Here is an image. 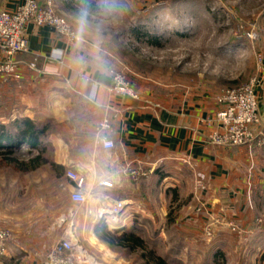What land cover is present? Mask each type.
<instances>
[{
	"label": "crops",
	"instance_id": "obj_1",
	"mask_svg": "<svg viewBox=\"0 0 264 264\" xmlns=\"http://www.w3.org/2000/svg\"><path fill=\"white\" fill-rule=\"evenodd\" d=\"M22 1L0 0V8L13 11ZM51 1L54 6L60 2ZM81 34L71 42L48 26L29 23L27 52L14 56L20 79L0 78V122L29 119L44 127L45 142L42 160L25 169L15 165L12 178H0V227L11 233L0 262L43 264L45 251L63 233V227L48 228L53 214L73 217L83 245L108 248L94 226L106 204L119 199L131 203L125 228L155 233L164 248L172 240L182 248V259L204 257L205 225L229 217L241 226L249 223L242 216L251 214L247 187L264 184L249 169L257 164L264 171L259 159H264V147L252 152L249 145L209 141L218 128L209 120L222 107L212 86L184 80L152 90L137 82V98L111 92L112 76L120 68L102 45ZM263 79L257 88L261 113ZM104 119L108 127L101 129ZM102 137L114 145L104 148L98 143ZM37 153L32 150L21 160L28 162ZM67 170L83 177L85 202L71 200L74 183ZM132 170L146 174L134 180ZM54 182L63 183L64 191L56 196ZM136 216L139 224L133 223Z\"/></svg>",
	"mask_w": 264,
	"mask_h": 264
},
{
	"label": "rangeland",
	"instance_id": "obj_2",
	"mask_svg": "<svg viewBox=\"0 0 264 264\" xmlns=\"http://www.w3.org/2000/svg\"><path fill=\"white\" fill-rule=\"evenodd\" d=\"M54 10L75 32L81 36L85 33L104 47L136 94L137 82L157 90L175 81L190 80L212 86L219 95L246 84L254 74L260 82L264 76V0H60ZM260 58L262 70L256 72ZM263 147L264 142L249 145L252 152ZM11 156L22 159L17 153ZM15 165L0 156V178H12ZM251 166L253 177L264 179V171L257 164ZM62 184L54 182V196L64 191ZM197 184L203 188L200 181ZM247 188L251 214L242 215L250 218L247 226L230 217L226 222L205 225L201 239L208 250L198 260L182 259L178 253L182 248L172 240L164 248L155 233L138 230V226L135 233L171 264H264V184L251 183ZM60 217L50 215L48 228L64 229ZM138 218L133 223L139 224ZM98 222L115 230L104 216ZM169 231L171 237L172 229ZM73 232L99 264H146L140 251L101 248L98 243L86 246L77 231Z\"/></svg>",
	"mask_w": 264,
	"mask_h": 264
},
{
	"label": "built area",
	"instance_id": "obj_3",
	"mask_svg": "<svg viewBox=\"0 0 264 264\" xmlns=\"http://www.w3.org/2000/svg\"><path fill=\"white\" fill-rule=\"evenodd\" d=\"M29 23L35 26H48L68 41L80 40V36L68 22L55 13L51 0H44L42 3L37 0H23L13 11L0 8V54L2 56L0 58V78L2 80L20 79L21 72L15 63L14 56L27 52L25 33ZM259 60L256 72L262 70L260 67L262 59ZM30 64L33 66L32 63ZM259 82V77L254 74L246 84L217 94L216 102L222 107L216 110L210 118L218 125V128L208 135L212 144L229 147L250 145L254 141L259 145L264 142V121L260 114L259 98L256 93ZM109 90L137 98L136 92L129 85L123 72L113 74ZM99 127L106 129L108 120L104 119L100 122ZM98 143L104 148H111L114 145L111 140L104 137L100 138ZM130 173L134 180L146 174L141 170H132ZM66 175L74 183V189L70 193L71 200L78 203L85 202L86 196L81 191L83 177L71 170H67ZM103 185L110 186V183L103 182ZM129 204L131 203L125 200H113L106 204V209L100 213L99 219L104 216L114 229L124 228L126 219L129 217L126 212ZM59 224L65 225L62 236L45 251L43 264H99L76 239L71 216H61ZM10 240V231L0 229V256L5 254L7 243ZM0 264L3 263L0 262Z\"/></svg>",
	"mask_w": 264,
	"mask_h": 264
},
{
	"label": "trees",
	"instance_id": "obj_4",
	"mask_svg": "<svg viewBox=\"0 0 264 264\" xmlns=\"http://www.w3.org/2000/svg\"><path fill=\"white\" fill-rule=\"evenodd\" d=\"M44 143V127L40 124L29 119H17L8 123L0 122V156L22 169L27 168L28 163L35 165L39 160H42L40 151L44 149ZM32 150H37L38 153L28 162L11 156L17 153L21 157L24 154H29ZM135 230L134 226L131 230L115 229L110 231L100 222L94 227L96 237L110 247H120L129 252L140 251L139 255L146 264H171L163 256L156 254L154 248L149 247L146 241L135 233Z\"/></svg>",
	"mask_w": 264,
	"mask_h": 264
},
{
	"label": "water",
	"instance_id": "obj_5",
	"mask_svg": "<svg viewBox=\"0 0 264 264\" xmlns=\"http://www.w3.org/2000/svg\"><path fill=\"white\" fill-rule=\"evenodd\" d=\"M260 114H261L262 120L264 121V112L263 113L260 112Z\"/></svg>",
	"mask_w": 264,
	"mask_h": 264
}]
</instances>
